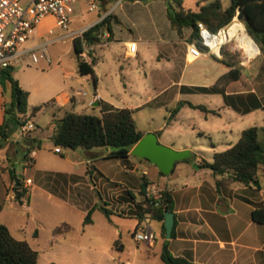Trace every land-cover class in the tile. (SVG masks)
<instances>
[{"label": "rangeland", "instance_id": "374dc122", "mask_svg": "<svg viewBox=\"0 0 264 264\" xmlns=\"http://www.w3.org/2000/svg\"><path fill=\"white\" fill-rule=\"evenodd\" d=\"M90 1L80 0L73 7L71 31L86 28L99 16L113 13L122 21L120 25L113 24L117 38L137 42L136 52H132L130 43L126 46L117 42L104 45L109 38L102 35V43L89 47L90 50L94 48L93 57L88 53L87 59L82 58L92 63L97 70L102 96L109 98L118 108L134 109L133 117L139 130L146 134L163 130L164 136L160 143L169 147L172 144L187 146L192 151L193 157L200 156L206 161H212L215 152H222L237 143L243 130L253 126L264 127L262 109L240 114L225 106L223 94L201 92L182 94L177 85L168 86L167 92L159 99L137 110L138 106L147 102L149 96H154L157 90L168 84L166 80H161V85H156L157 79L146 78L145 72L150 74L153 70L159 69L164 73L175 66L180 72L186 66L183 84L211 86L222 72H225L222 64L229 67L226 62L241 69L240 79L231 83L228 90L239 92L243 96L255 93L264 104V78L259 76L262 64L261 50L256 57L248 56L245 53L247 45L240 41L242 49L234 43L227 47L221 58H217L218 61L213 57L186 59L182 55L174 58L171 52L176 47L185 48L182 44L177 46L170 43L180 39L189 41L192 29H186L183 37L178 35L171 27L164 0H95L98 8L92 12L89 11ZM171 1L176 10L180 5L187 10H198L202 0ZM214 1L206 0L203 4ZM221 2L226 9L231 5L232 0H221ZM239 13L235 16L236 19ZM238 21L245 26L243 20L238 19ZM104 29L101 32H104ZM40 32H45L48 38L65 33L64 30L56 27L53 18H47L39 25L34 34L35 39L28 42L27 46L40 40L37 37ZM249 43L253 48L258 49L259 46L252 37ZM49 53L53 59L51 65H47L44 61L35 65L26 58L14 67V74L25 87L24 89L30 88L33 91L29 109L32 111L37 106H42V109L31 118L35 128L26 136H23L19 129L12 139L24 142L33 135L41 141V148L36 149L35 168L28 167L25 170L22 160L25 151L19 148L16 153L17 142L13 141L10 144L6 152L9 160L4 156L5 164L0 166V177L2 172L13 169L18 176L23 175V187L28 189V193L24 205L15 200L6 202L5 207L0 210V224L6 225L16 239L27 241L39 252V264H125L127 261L133 264H146L147 256L150 258L149 263L164 264L160 252L167 239L162 236V223L157 220L151 222V228L157 236L154 250H147L145 247L148 246L145 243L135 242L133 233L140 226L141 221L130 216L132 206L121 207L123 201L118 196L122 192L117 182L107 184V179L102 181L98 178L99 181H95L98 191L78 206L74 200L80 199H74L72 205H67L48 194L49 190L45 186L44 178L47 172L75 170L86 172L87 169L86 164L74 167V162L83 160V150L74 152L76 150L61 148L63 154L55 152L56 146L51 139L54 120L62 118L70 111L101 114L100 109L90 103L95 94V86L90 77L88 80H83L79 74V61L72 40L50 45ZM160 53L163 57L159 56ZM1 92L3 89L0 90V95ZM52 99H55V102H51ZM181 100L205 106L218 114L186 105L175 118L171 119L172 110ZM260 140L264 142V130L260 131ZM102 163L101 168L108 177L124 178V186L126 185L124 193L129 199L131 195L125 188L137 190L142 187L145 178L144 166H140V171L136 172L127 160H124V165L120 160H105ZM145 165L151 167L150 177L156 180L153 183L160 186L168 183L169 187L173 186L172 188H177L172 185L177 183L178 188L181 187L180 182L185 177L182 174L186 171L184 166L175 168L169 175L159 176L153 164L145 162ZM28 178H31L35 184L31 191L28 182H25ZM258 179L264 187V168L260 169ZM101 185L105 186V191H102ZM15 188L16 184L11 180L9 192L12 196H15ZM92 202L114 210L124 217L118 215L107 217L96 210L92 214L93 223L85 226L84 219ZM65 223L71 226V230L64 235L55 236V229ZM117 241H119L118 246L123 245V249L116 246Z\"/></svg>", "mask_w": 264, "mask_h": 264}, {"label": "trees", "instance_id": "16d2710c", "mask_svg": "<svg viewBox=\"0 0 264 264\" xmlns=\"http://www.w3.org/2000/svg\"><path fill=\"white\" fill-rule=\"evenodd\" d=\"M164 1L167 5V15L171 27L177 31L180 37L184 36L186 29H192L189 42L196 43L202 51H206L207 48L201 43L198 24L204 23L211 31L216 32L229 25L237 13L240 12L243 15V22L248 33L261 50L262 64L259 69V76L264 78V0H232L231 5L226 9L223 8L221 0H215L209 4H203L206 0H202L199 3L198 10H187L181 5L176 10L171 0ZM113 21L118 22L116 16L110 13L99 25L86 31L82 37H77L73 40V48L79 61V74L81 76H89L95 89H97L98 85V76L93 64L81 56L84 52L83 40L86 41L89 47H92L102 43V35L106 32L110 34V39L113 33ZM103 22L106 23L104 32H96ZM226 49L227 47L223 48L222 53H225ZM89 56H92L91 52H89ZM226 64L230 67L229 72L222 75L214 86L183 87L182 90L189 93L223 94L226 105L231 106L242 114H248L258 109L264 110V104L255 93H249L247 96L226 94L228 86L233 82H237L241 77V69L239 67L230 62H226ZM7 81L12 84L13 92L11 103L5 107V120L0 124V150L11 142L13 135L28 121V119L21 118L19 115L28 112L29 92L24 90L19 80L15 78L14 68L12 70L10 68L2 70L0 83L4 85ZM186 105L217 114L216 111H210L205 106L195 105L188 101H180L172 110L171 119L175 118ZM41 109L42 106L35 107L32 114L35 115ZM54 124L52 141L56 148L71 150L108 148L110 149L108 158L121 160L129 158L134 146L146 134L138 129L133 112L129 108H112L103 112L100 116L70 111L66 112L62 118L55 119ZM261 130H264V127L253 126L243 130L236 144L224 152L216 153L213 162L205 161L199 165V168L211 169L215 176L229 174L228 179L230 180L244 185L254 183L259 187L258 174L260 169L264 167V142L260 140ZM156 134L160 136L161 131ZM17 144L20 146V143ZM23 145L24 147L21 148L25 151V160L29 161L30 154L37 148H41V141L36 138H27L24 140ZM190 160L184 161L188 162ZM10 175L11 180L16 184L18 174L11 169ZM147 187V179L143 178L142 194H145ZM27 193L28 189L23 187V180L21 179L19 185L17 186L16 184L15 199L23 205ZM129 195H133V193L129 191ZM136 208V215L139 221L146 214H150L153 220L160 221L162 223L163 236L166 237L165 213L174 211L173 198L169 190L164 189L163 198L160 201L143 199L136 203ZM95 210L101 211L107 217L114 214L111 209L97 205L89 210L84 224L92 222V214ZM252 216L255 222L264 224V208L253 210ZM176 225L177 222H175L172 239L176 237ZM70 230L71 226L64 224L61 227H57L54 234L60 235ZM168 242H165L161 254L164 264H197L190 257L174 256L168 248ZM118 243L119 241L116 242V246H118ZM121 246L118 247L122 249ZM0 264H39V252L33 249L27 241L16 239L6 225L0 224Z\"/></svg>", "mask_w": 264, "mask_h": 264}, {"label": "crops", "instance_id": "0c3cea01", "mask_svg": "<svg viewBox=\"0 0 264 264\" xmlns=\"http://www.w3.org/2000/svg\"><path fill=\"white\" fill-rule=\"evenodd\" d=\"M103 17L104 14L99 16L98 19L91 22L88 27L91 26L95 27L99 25L102 22L101 19ZM47 18H53V17L48 16L45 19ZM116 18L118 22H114V21L112 22L113 33L111 35V38L108 41H105L104 45L117 42L122 46H126V44L129 43L130 44L133 42L137 43L136 41L130 39L117 38L114 32L113 24L120 25L122 21L118 16H116ZM106 33L108 36H110L108 32ZM37 37L40 40H38L36 43L47 39L49 36L47 37L45 32L42 33L40 32L38 33ZM33 39H35V35L33 36ZM184 41L185 40L180 39L179 41L170 43V44H175L177 46L178 44L179 45L182 44L185 48L183 49L180 47H176L174 51L171 52L172 57L176 58V57H181L183 55L187 59L186 46L184 44ZM93 50L94 48L90 50L92 54V56L90 57H93ZM159 56L163 57V54L160 53ZM204 57L214 58V56H204ZM214 59L217 60L216 57ZM222 66L225 68V72H222V74L218 77V79L222 75L229 72L230 70L229 67H226L223 64ZM177 69L178 67L175 66L173 69H168L164 73H162L159 69L153 70L150 74L145 72L146 78L151 77L152 79H157L158 82H156V85H161L160 83L161 80H166L168 84L163 86L160 90H157L154 96H149L147 102L143 105L138 106L137 110L150 104L154 100L159 99L163 93L167 92L168 90L167 87L170 85H177L182 94L189 93V92H184L182 90L183 87L200 86V85L183 84L182 79L186 72L185 70L186 66L183 67L182 71L180 72H178ZM95 71L98 76V85H97V89H95V94L90 100V103L93 106H95L96 103H99V105L95 107L100 109L101 114L112 108L120 109L114 106L109 98L101 95L100 78L97 70ZM82 77L83 80H88L89 78V76H82ZM218 79L211 86H214L218 81ZM20 85L23 89L25 88L21 84V82ZM211 86H206V87H211ZM2 89L3 92H1L0 95V124H2L5 120L6 105L10 104L12 101V92H13L12 84L10 82H7L5 85H2L0 83V90ZM26 89L24 90L29 92L28 112L26 114H20L19 117L28 119V121L31 122V118L34 115L32 114L33 110L31 111L29 109V102L32 98L33 91L30 88H26ZM156 89L159 88L156 87ZM226 94L235 95L241 93L229 91L227 88ZM95 96H97L98 98H95ZM74 99L76 102H78L76 98ZM51 102H55V99H52ZM225 106L228 108H232L231 106L226 105V103ZM130 110H132V112L134 111V109H130ZM159 131H161V135L158 136L160 141L164 136V131L163 130H159ZM159 131H155L153 133H157ZM30 134L32 135V132ZM200 135H203V133H200ZM32 138L35 137H33L32 135ZM13 141L17 142L16 140L11 139V142L4 149L0 150V159L2 160L0 162V166L5 164L4 156L7 157V159L9 160L6 152L9 149L10 144L13 143ZM17 143H20V146L17 145L18 148L16 149V153L19 148L21 149V147H24L23 142H17ZM231 146H229L227 149H229ZM171 147H173L175 150H179V151L189 150L191 152L190 161L188 162L182 161L177 163L175 166V168H178L179 166H184V168H186V171H184V173L182 174L185 177L183 181L180 182L181 183L180 188H178L177 183L172 184L175 185L177 188L175 187L172 188L173 186L169 187L168 183H165L162 186L153 183V181L156 180L150 177L151 167L145 165V162L150 163L149 161L141 160L140 158L133 156L131 153L129 158L127 159V161L131 165H133V170L136 172L140 171V166H144L143 174L147 179L148 187L149 185H157L160 188L163 189L166 188L172 194L173 205H174L173 212L175 214V222H177V225L175 229L176 237L174 239L167 240L169 241L168 248L171 251V253L174 256L190 257L197 264H264V224H259L255 222L252 216L253 210L257 208H264V187L262 186L261 182L259 181V187H258L254 183H250L249 185H244L242 183L230 180L228 179L229 174H225L223 176H215L211 169L199 168V165L203 164L206 160L201 158L200 156L193 157L192 151L187 146H176L172 144ZM213 147L215 148V145H213ZM78 150H83L82 154L84 158L81 161L74 162V167H80V165L86 164L87 165L86 172H80L79 170H75L72 172H59V171L47 172L44 178L46 180L45 186L49 190L47 191L48 194L52 197L59 199L60 201H62L64 204L67 205H72V201L74 199H80V200H74L75 203L77 204L76 206H78L85 199L93 197L94 192L98 191V186L95 182V181H99L98 178H100L102 181L107 179L108 180L107 184L117 182L121 186L122 193H120V195L118 196V198H120V200L123 201L121 202L122 203L121 207L125 208L127 206H132L130 209L131 210L130 216L137 219L136 203L144 199V194L141 193V188L137 190L132 188H125L126 190H128V192L131 191L134 195V196L133 195L130 196L131 197L130 200L129 197L124 193V187H126V185L124 186V178L118 177L111 179L110 177L107 176V174H105V172L101 168L103 166L102 162H104L105 160H120L122 161L123 165H124V160L108 158V153L110 149H104V148H96L92 150L77 149L76 151L74 150L73 151L77 152ZM216 153H220V152L214 153L213 160ZM57 154H63V152ZM16 156L18 157V154ZM36 156L37 153L36 150H34L29 156L30 158L29 161L25 160V157H23L22 160L24 161L23 163L25 166V170L28 167L35 168ZM213 160L208 162H213ZM154 166L157 170V174L159 176H164L160 173L158 167L156 165ZM25 182H28L31 191L35 185L34 181L31 178H28L25 180ZM10 186H11L10 171H5L2 173V176L0 177V204H1L0 210H2L5 207V204L8 200H15V202H18L15 199V196H12L10 194L9 192ZM100 187L102 191H105V186L101 185ZM28 200L29 202L31 201V193L29 194ZM89 205H91V207L88 209V212L92 208L96 207L98 204L92 202V204ZM113 212H114L113 215L124 217L122 214L117 213L114 210ZM92 223L93 221L90 224ZM90 224H84V225L87 226ZM64 234H60V235H64ZM162 236H163V230H162ZM165 242L163 243L162 246L163 248ZM121 247L123 249V245ZM148 247L145 248L147 250H154L156 248V243L153 247H149V248ZM162 251L160 252V257ZM149 260L150 258L149 256H147L145 258L146 264H152L149 263ZM125 264H133V263L127 261Z\"/></svg>", "mask_w": 264, "mask_h": 264}, {"label": "built area", "instance_id": "2783aa9c", "mask_svg": "<svg viewBox=\"0 0 264 264\" xmlns=\"http://www.w3.org/2000/svg\"><path fill=\"white\" fill-rule=\"evenodd\" d=\"M79 1L80 0H0V79L3 69L14 68L26 58H29L31 63L35 65L40 64L42 61L47 65H51L53 59L49 53L50 45L68 39H71L73 42L75 38L82 37L86 31L93 28L94 26L77 31L70 30V24L72 23L71 12L73 7ZM97 8L98 5L96 1L91 0L89 11H95ZM48 16L53 17L56 27L64 30L65 33L27 46L28 42L33 39L38 26ZM106 16L107 15H104L101 21H103ZM237 23L243 25L241 21L234 18L229 25L216 32L211 31L204 23H199L198 30L201 43L207 48V50L202 51L196 43L184 41L187 59H197L204 56L221 58L223 48L234 43H237V47L241 48L239 35L242 31L233 34L231 33L232 27ZM244 29L248 33L245 26ZM103 36L107 38L109 37L107 33H104ZM83 49L84 52L81 56L87 58L90 49L84 40ZM136 49L137 43H131V51L136 52ZM245 53L250 56L246 51ZM259 54L260 49L257 54L253 55V57L258 56ZM84 95H86V93ZM95 98L98 97L95 96ZM33 128H35V125L32 122L27 121L20 127V130L22 131L23 136H26ZM55 151L57 153L63 152L60 148H56ZM163 192V188H160L157 185H149L144 194V199L158 202L163 198ZM151 222L152 216L146 214L141 220L140 226L133 234L137 243H145L149 247L155 245L156 234L151 228Z\"/></svg>", "mask_w": 264, "mask_h": 264}, {"label": "water", "instance_id": "95a60500", "mask_svg": "<svg viewBox=\"0 0 264 264\" xmlns=\"http://www.w3.org/2000/svg\"><path fill=\"white\" fill-rule=\"evenodd\" d=\"M238 19L243 20V15L238 14ZM106 23L103 22L98 27L97 32L104 29ZM12 70V68H10ZM96 103L95 106H98ZM108 149V148H107ZM131 154L140 159H146L153 165H156L162 175H169L173 172L177 162L190 160L191 152L189 150H175L172 147L166 146L159 141V137L156 133H147L140 140L138 144L134 146ZM23 175H19L16 184L19 185V181ZM164 226L166 229V239L171 240L174 227H175V214L173 211H167L165 213Z\"/></svg>", "mask_w": 264, "mask_h": 264}, {"label": "bare ground", "instance_id": "6f19581e", "mask_svg": "<svg viewBox=\"0 0 264 264\" xmlns=\"http://www.w3.org/2000/svg\"><path fill=\"white\" fill-rule=\"evenodd\" d=\"M238 31H242V33L240 32L239 35V41H242L244 45H247V53L253 57V55L257 54L259 50L249 45V41H251V36L246 32L244 26H242L240 23H237L232 27L231 33H238Z\"/></svg>", "mask_w": 264, "mask_h": 264}]
</instances>
